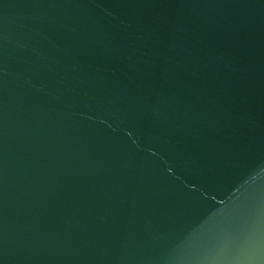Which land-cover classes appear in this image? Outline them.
I'll return each instance as SVG.
<instances>
[{"label": "water", "instance_id": "obj_1", "mask_svg": "<svg viewBox=\"0 0 264 264\" xmlns=\"http://www.w3.org/2000/svg\"><path fill=\"white\" fill-rule=\"evenodd\" d=\"M0 264H264V0H0Z\"/></svg>", "mask_w": 264, "mask_h": 264}]
</instances>
